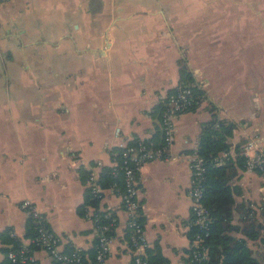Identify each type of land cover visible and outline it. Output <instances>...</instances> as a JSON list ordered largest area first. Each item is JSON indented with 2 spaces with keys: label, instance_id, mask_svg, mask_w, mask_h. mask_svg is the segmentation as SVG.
<instances>
[{
  "label": "crops",
  "instance_id": "1",
  "mask_svg": "<svg viewBox=\"0 0 264 264\" xmlns=\"http://www.w3.org/2000/svg\"><path fill=\"white\" fill-rule=\"evenodd\" d=\"M186 66L204 91L174 118L171 152L197 149L201 123L215 114L236 123L237 146L264 145V0H8L0 2V232L22 243L35 203L63 250L93 247V220L79 213L85 177L115 161L121 140L153 139L155 105L168 98ZM120 127V135L115 128ZM231 222L242 227L264 209V176L231 168ZM188 159H154L137 174L138 201L151 257L190 264L192 227ZM99 209L117 218L106 264H133L127 214L114 187ZM251 215V214H250ZM253 254L263 250L248 239ZM0 238V262L6 264ZM38 264H58L35 248ZM264 264V262H262Z\"/></svg>",
  "mask_w": 264,
  "mask_h": 264
},
{
  "label": "built area",
  "instance_id": "2",
  "mask_svg": "<svg viewBox=\"0 0 264 264\" xmlns=\"http://www.w3.org/2000/svg\"><path fill=\"white\" fill-rule=\"evenodd\" d=\"M8 0H0L5 2ZM167 105L160 114V128L162 141L156 143L153 139H140L136 143L121 140L119 145L120 158H115L113 166L114 173L118 169L123 174V189L118 191L124 211L127 214L126 230L128 231V242L133 250V264H148L145 259V249L148 246L145 236L144 226L139 219V201L137 198V174L143 165L154 159H177L185 156L191 170V185L188 190V196L191 200V211L193 223L198 231L190 241L189 263L206 264L208 257L207 246L204 244V237L209 234L210 213L209 209L203 203V191L201 180L205 172L203 158L194 149L190 154L179 155L171 152L174 141V118L175 116L187 110L193 103V91L190 84L177 85L175 93L167 98ZM115 135H120V127L115 128ZM240 153L245 157L244 167L249 170H256L264 176V145L254 137H249L240 147ZM231 157L230 149L221 152L216 160L222 162ZM97 174L94 170L89 171L85 180V186L91 193L101 199L104 188L97 183ZM20 207L27 211L32 220L36 223V236L28 239V243L34 244V248L28 243H22L15 249H8L4 256L8 264H38L34 254L35 248L44 249L58 264H89L91 261L86 255H83L82 248L74 247L71 251L65 252L60 246V238L47 227L44 215L39 211L33 201L25 198L21 201ZM93 207L88 208L85 213L89 216L97 230L96 252L94 255V264H106L110 254L111 246L114 240L113 233H107L114 230L117 223L115 215L110 211L104 212L106 222L100 223V216L93 212ZM254 210L252 209V212ZM251 212V213H252ZM11 236H16L11 230ZM0 264H4L0 262Z\"/></svg>",
  "mask_w": 264,
  "mask_h": 264
},
{
  "label": "trees",
  "instance_id": "3",
  "mask_svg": "<svg viewBox=\"0 0 264 264\" xmlns=\"http://www.w3.org/2000/svg\"><path fill=\"white\" fill-rule=\"evenodd\" d=\"M190 84L193 91V103L188 108L194 109L203 98L204 91L198 87L188 71L186 66H181V79L178 85ZM177 87V86H176ZM176 87L173 88L169 94L175 93ZM167 98L159 101L153 108V114L160 119V114L167 105ZM236 123L227 119L218 118L215 114L212 118L201 123L197 153L203 158L205 165V172L201 180V187L203 191V203L209 209L210 223L209 234L204 237V244L207 246L208 257L205 260L206 264H263L264 262V209L260 210L259 217L256 216L252 209L246 216L241 228L231 222L233 211V190L230 185L232 176L231 168L236 161L240 166H244L245 157L240 153V147L237 146V155L235 160L232 157L218 162L216 157L223 151L230 149L228 142ZM156 143L162 141L161 128L153 134ZM139 138H134L129 143H136ZM116 151L115 158H120V148H114ZM88 175L85 177L84 182ZM97 183L103 187L116 186L118 191L123 189V174L122 170L118 169L116 173L113 171V166H102L97 172ZM99 198L95 197L90 189L86 187L84 202L79 206L78 210L81 215H85L88 208L93 207V212L100 216V223L106 222L104 212L106 210L99 209ZM252 212V213H251ZM112 214V213H111ZM251 214V215H250ZM114 215V214H113ZM139 219L142 221L141 214ZM193 221V218H192ZM47 227L48 224L44 223ZM50 228V227H49ZM240 229L241 232L248 239H258L262 246V251L255 256L253 250L248 246L247 240L243 237L232 235V230ZM12 229L7 227L0 232V238L3 242L8 243L1 248L2 251L8 249H15L22 244V241L17 236H11ZM198 231L197 226L192 222L190 229V238L192 239ZM109 231L107 233H113ZM37 226L31 217L27 219L26 230L24 237L31 239L36 236ZM128 236V231L126 230ZM97 237L94 240L93 247L89 250L82 249L83 255L91 261L89 264H94V255L96 252ZM31 248L34 244L28 243ZM73 247H68L65 252L71 251ZM148 247L145 249V259L148 264H161L165 259L160 255L147 256ZM8 264V263H6ZM194 264V263H191Z\"/></svg>",
  "mask_w": 264,
  "mask_h": 264
}]
</instances>
